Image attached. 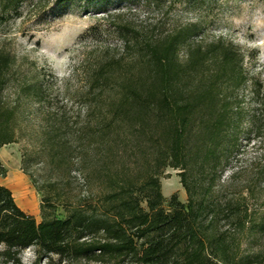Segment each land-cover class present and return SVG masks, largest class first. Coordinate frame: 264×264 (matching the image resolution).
I'll use <instances>...</instances> for the list:
<instances>
[{"label": "trees", "instance_id": "16d2710c", "mask_svg": "<svg viewBox=\"0 0 264 264\" xmlns=\"http://www.w3.org/2000/svg\"><path fill=\"white\" fill-rule=\"evenodd\" d=\"M94 1L103 0H0V20L18 16L22 5L41 14ZM199 30L186 24L157 36L118 27L119 49L106 48L83 67L84 88L67 99L77 104L75 112L53 102L49 76L0 42V148L25 140L36 145L40 167L66 178L77 170L86 184L103 189L94 203L66 207L64 219L46 214L53 205L43 197L37 223L0 184V264H20L26 250L33 264L41 258L52 264L53 257L60 263L264 264V253H238L245 231L264 242V213L255 223L246 204L253 190L235 186V172L222 179L245 122L248 133L264 136V111L245 117L235 97L249 81L246 54L221 37L196 41ZM30 162L27 150L21 169L37 188ZM168 168L178 171L186 206L172 196L164 207L160 179Z\"/></svg>", "mask_w": 264, "mask_h": 264}, {"label": "rangeland", "instance_id": "374dc122", "mask_svg": "<svg viewBox=\"0 0 264 264\" xmlns=\"http://www.w3.org/2000/svg\"><path fill=\"white\" fill-rule=\"evenodd\" d=\"M19 13L18 16L0 20V42L6 40L18 56L35 63L38 70L49 76L51 93L57 96L53 102L64 103L71 111L75 112L78 106L67 99L83 90L85 64L106 48L119 49L118 27L125 25L164 36L175 27L186 24L199 27L196 41L221 37L246 54L244 69L249 81L235 92V97L245 117L253 112L264 111V0H170L159 7L144 3L132 5L124 0H103L86 6L74 4L41 14L22 5ZM248 132L245 122L239 139V152L230 158L222 179L235 172V186L249 185L252 188L253 196H247L246 204L248 211L253 214V221L258 223L264 213V136L255 137ZM36 149V145H30L25 140L1 147L0 168L5 175H0V183L6 184L4 178L8 168L17 170L23 176L25 192L30 195L26 200L19 196L13 198L19 208L27 207L26 213L33 212L37 223L41 221L40 205L43 197L53 205V208L46 210V214L64 219L66 207L94 203L103 193L97 184H86L83 175L77 170L66 178L56 169L40 167ZM27 150L30 152V171L37 169L32 171L37 188L21 169L22 156ZM177 173V170L168 168L164 171L167 177L160 179L165 208L172 196L186 206V194ZM57 182L56 186H50ZM10 191L13 195V189ZM246 225L249 227V222ZM237 245L239 255L264 253L262 238L248 231L238 236ZM34 259L33 252L26 250L20 255V264H33ZM39 264L47 263L41 258ZM52 264L93 263H60L57 257H53Z\"/></svg>", "mask_w": 264, "mask_h": 264}, {"label": "bare ground", "instance_id": "6f19581e", "mask_svg": "<svg viewBox=\"0 0 264 264\" xmlns=\"http://www.w3.org/2000/svg\"><path fill=\"white\" fill-rule=\"evenodd\" d=\"M4 182L7 188L13 189V197L19 196L25 200L29 197L30 194L25 192L23 176L17 170L8 168Z\"/></svg>", "mask_w": 264, "mask_h": 264}, {"label": "crops", "instance_id": "0c3cea01", "mask_svg": "<svg viewBox=\"0 0 264 264\" xmlns=\"http://www.w3.org/2000/svg\"><path fill=\"white\" fill-rule=\"evenodd\" d=\"M1 184V183H0ZM2 185H4L3 183H2ZM5 187H6V185H4ZM9 189V188H8ZM10 190V189H9ZM31 208V207H30ZM23 212H25L26 213V211H28V209H27V207H24V208H20ZM32 209H34V207L32 208ZM30 212V211H29ZM35 212V211H34ZM32 213L33 212H30V213H27V214H29V215H31L32 216Z\"/></svg>", "mask_w": 264, "mask_h": 264}]
</instances>
